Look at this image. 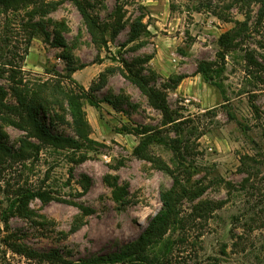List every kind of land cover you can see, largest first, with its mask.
<instances>
[{"label":"rangeland","instance_id":"374dc122","mask_svg":"<svg viewBox=\"0 0 264 264\" xmlns=\"http://www.w3.org/2000/svg\"><path fill=\"white\" fill-rule=\"evenodd\" d=\"M47 1L50 36L33 40L24 69L29 78L49 79L81 96L89 127L81 138L69 106L56 94L44 121L80 146H45L11 166L0 163V237L17 233L26 245L59 249L72 261L135 240L161 210L162 194L174 186L169 173L135 154L143 138L135 129L148 126L157 137L150 155L175 170L185 196L178 223L128 264H264L260 4L228 11L225 0H81L109 25L108 44L99 47L74 0ZM211 4L220 7L219 15ZM231 31L232 46L223 50L222 35ZM124 59L166 95L174 123L165 124L162 112L122 73ZM203 62L212 63V80L198 72ZM4 132L16 149L26 139L13 127ZM24 190L54 198H35L28 210L9 211V200ZM0 264L32 263L0 242Z\"/></svg>","mask_w":264,"mask_h":264},{"label":"trees","instance_id":"16d2710c","mask_svg":"<svg viewBox=\"0 0 264 264\" xmlns=\"http://www.w3.org/2000/svg\"><path fill=\"white\" fill-rule=\"evenodd\" d=\"M74 1L83 16L92 41L99 47H106L108 42L105 33L108 31L109 25L92 15L83 1ZM50 2L52 1L0 0V163L3 165L11 166L18 159H26L27 152L30 150L40 151L45 146L55 149L79 148L80 143L77 139L54 133L44 121L47 119L46 108L56 105V94L62 97V105L69 106L79 136L81 138L87 136L85 131L89 127V123L83 109L81 96H77L74 90L64 88L61 84L54 83L49 79L29 78L24 69V62L29 55L33 40L39 36L45 38L50 36L44 21L45 15L49 12L46 7H49ZM224 2L223 8L228 11L236 7L241 10L248 9L252 2H257L260 4L258 23L264 20V0H225ZM210 6L209 8L213 10L214 14H220V7L213 4ZM38 11L41 13L39 16L37 15ZM137 25L143 26L141 20ZM238 25H247V22H239ZM135 30L138 32L136 26ZM233 33L235 31L222 35L223 50L228 51L229 46H232L230 38H233ZM225 55L224 51L220 52L222 59H225ZM122 63L124 65L122 73L138 86L154 108L162 112L165 124L174 123L176 118L167 103L166 95L150 87L147 79L141 75L134 64L126 59ZM213 71L215 70L212 68V63L203 62L200 64L198 72L205 79L212 80L211 73ZM69 78L71 79V77ZM79 88L82 92L85 91L83 86H79ZM83 95L84 93H82ZM88 99L92 106L100 109V103L94 97L88 96ZM6 127H13L26 133V139L24 138L20 148L16 149L5 140L3 136ZM153 131L154 129L148 126L136 127L135 133L142 135L143 138L136 146L135 154L155 162L160 169L169 173L174 178V186L162 194L161 210L150 219L148 226L135 240L125 244L120 250L77 261L69 260L59 249L32 248L20 241L21 237L17 233H9L0 237L1 246L26 258L32 264H128L139 261L151 246L163 239L172 226L178 223L181 204L185 196L181 191L182 180L175 170L149 153V146L157 138ZM30 138L38 139V145ZM86 182L85 190H88L90 180L87 179ZM35 198L48 202L54 197L47 192L24 190L9 200V211L24 212L28 210L29 202ZM3 220L5 222L8 220L6 211ZM207 264L218 263L214 261Z\"/></svg>","mask_w":264,"mask_h":264}]
</instances>
